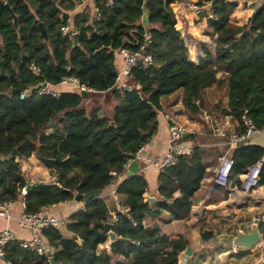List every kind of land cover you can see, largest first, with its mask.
<instances>
[{"label": "trees", "instance_id": "16d2710c", "mask_svg": "<svg viewBox=\"0 0 264 264\" xmlns=\"http://www.w3.org/2000/svg\"><path fill=\"white\" fill-rule=\"evenodd\" d=\"M82 1L0 0V200L21 199L24 212L34 214L70 201L76 194L103 191L116 179L110 172L122 175L129 156L151 140L158 128L162 98L176 92L187 116L197 119L202 92L226 81L228 100L221 114L237 122L238 133L245 131L243 116L264 128V3L247 25L235 26L229 22L235 2L198 0L205 7L199 18L201 33L215 39L216 45L213 50L202 46L203 56L193 61L175 29L172 4L176 0H111V6L109 0H91L99 20L89 5L75 14L73 25L79 34L72 47V40L62 37L60 29ZM6 5L16 16L17 29ZM145 33L150 35L147 52L153 63L134 68L128 81L135 90L121 92L115 85L116 56L121 48L135 50ZM31 65L39 68L38 74L29 69ZM67 76L93 91L83 95L73 88L53 96L32 89L42 81L58 85ZM22 85L31 89L24 98L15 91ZM101 96L103 103L111 97L115 100L109 114H100ZM86 99L91 107L84 104ZM197 137L192 134L185 140L196 143ZM36 151L54 160L57 184L35 187L22 195L25 181L19 159H28ZM199 151L196 145L190 154L179 156L174 166L160 171L152 217L143 198L147 191L143 174L137 172L117 184L115 193L123 197L120 203L128 211L118 215L111 229L126 240L113 242L109 252L100 249L108 240L104 225L110 218L101 197L92 198L69 217L65 227L72 237H64L57 228L46 229L44 240L54 263L112 264L111 256L121 255L130 261L114 264H178L190 245L188 238L183 234L171 238L156 225L157 220L189 219L193 196L206 174ZM230 157L231 185L239 187V176L261 162L258 186H264L263 145L244 141L231 150ZM145 220L151 224L145 225ZM258 229L264 242V221ZM213 237L211 231L200 228L201 242ZM4 261L50 264L17 240L7 244Z\"/></svg>", "mask_w": 264, "mask_h": 264}, {"label": "crops", "instance_id": "0c3cea01", "mask_svg": "<svg viewBox=\"0 0 264 264\" xmlns=\"http://www.w3.org/2000/svg\"><path fill=\"white\" fill-rule=\"evenodd\" d=\"M264 3V0H235L236 7L229 17V22L235 26L247 25L250 17L254 11ZM86 5L92 7L94 11V6L91 0L82 1L78 4L74 11L70 12V18L74 21L75 14L81 12ZM179 9L175 10V14L182 17L187 15L184 9L183 2L180 3ZM143 19L140 20V23ZM202 26L198 25L196 28L190 30L189 38V52L190 58H197L198 55L203 52L202 46H207V41L205 40L204 34L201 33ZM204 42L205 45H204ZM116 68L121 69L123 66V58L121 55L116 56ZM193 60V59H192ZM194 60V61H196ZM218 76H222L221 73ZM225 79L224 76H222ZM51 89L57 94L60 92H68L73 89L67 84L60 83L58 85L51 86ZM228 89L226 81L221 86H212L206 88L201 95L200 104L201 111L204 110L206 113H211L214 117L226 116L222 115V109L226 107L228 95ZM90 101L86 99L85 101ZM84 101V102H85ZM115 100L111 97L109 102L103 103V96L99 99L100 114H109L111 107L114 105ZM92 105V103H91ZM203 108V109H202ZM200 111V112H201ZM168 117L175 119L178 123L183 125L192 134H197L196 143L190 140H185V142H190L195 147L196 145L200 148V156L203 163L205 164L206 174L201 182L200 188L193 196L194 204L191 207V214L187 220H175L170 223H163L157 220V225L161 231L167 234L169 237L174 238L180 234L185 235L190 246L193 249L191 256L186 262L182 261V254L179 256L180 260L184 264H263L264 263V252L261 251V255L256 258L254 257V251L257 248L244 249H233L230 247L219 246L209 242H201L200 240V228L207 229L211 231L214 235L223 236L222 233L216 229H209L212 227L211 223L216 221V217L222 218L223 215L228 214L229 211L236 213L243 206H248V200H255L256 207H261L264 205V195L261 193L264 190V186H260L253 192L246 194L242 190V183L245 180V174H241L239 179L241 180V185L238 187L236 185H231L228 180L226 184L221 183L218 179L215 169L217 167V157L222 152L226 151L227 146L224 141L219 137L214 136V139L207 137L206 132L203 127L205 124L201 121V115L198 114L197 119H190L181 103L179 98V92L169 95L168 97L162 98L161 110L158 113V128L156 133L153 135L151 140L144 146L142 151V156L148 157H160L162 156L170 147L169 142V121ZM226 131L228 133H238L239 126L235 120L230 116H226ZM206 123V122H205ZM207 124V123H206ZM185 139V138H184ZM251 143L259 144L264 146V132L249 139ZM217 151H221L217 155ZM231 150L229 151V155ZM212 154H216L213 156ZM212 155V157H211ZM19 166L24 175L28 176L31 180L34 179H49V170L40 162L35 154H32L28 159H19ZM161 170L157 167L147 164L145 161L139 162L138 172L143 174L147 182V191L144 193V200H148L150 197L155 198L152 210L155 209V204L158 200L157 196V179ZM126 173V172H125ZM123 173L119 177H116L115 181L101 192V198L106 203L109 212L115 208V197H118L119 201L122 200V196H118L115 193L116 186L119 182L126 179V175ZM227 194V198L225 197ZM177 195V193H176ZM75 197V196H74ZM121 202V201H120ZM84 207V202H77L74 198L70 201H65L47 207L49 216L60 220H66L68 223L69 217L76 213L78 210ZM12 218L6 221L0 218V233L4 229H9L14 235L16 240L28 239L30 234L18 226V218L25 213L24 203L20 199L13 202L11 208ZM165 215L167 212L164 213ZM150 217V216H149ZM264 221V220H263ZM145 225L151 224L150 220H145ZM66 225V224H65ZM58 228L64 237H72L73 234L66 229V227ZM259 247V246H258ZM264 247V245L262 246ZM106 248L109 252V247L100 245V249ZM250 251V253L244 252ZM130 258H124L121 255H112L111 262H129ZM50 262V261H49ZM0 264H6L4 260L0 259Z\"/></svg>", "mask_w": 264, "mask_h": 264}, {"label": "built area", "instance_id": "2783aa9c", "mask_svg": "<svg viewBox=\"0 0 264 264\" xmlns=\"http://www.w3.org/2000/svg\"><path fill=\"white\" fill-rule=\"evenodd\" d=\"M227 2H235V0H226ZM109 6H111V0L108 1ZM184 9L187 12V15L181 17L178 14H175L176 24L175 29L181 34L185 43L189 48V42L191 41L189 38L190 30L196 28L200 25V15L205 7L198 5L194 0H187L183 2ZM95 19L99 20L98 9L94 8ZM61 36L72 40L73 35L79 34V28L73 25L72 19L67 18L65 24L61 27ZM205 40L207 41V47L211 50L214 49L216 42L215 39L209 38L205 36ZM150 42V35L144 34V41L141 44H137V48L133 51H130L126 48H121L119 50V54L123 58V66L121 69L117 70L115 85L119 89V91H127L131 92L135 90V87L129 83L128 78L131 75V71L134 68H148L153 63V58L150 53L147 52V46ZM203 56V52H201L198 57ZM194 61V60H193ZM35 74L39 73V68L35 65H31L29 67ZM63 84H67L72 88L90 93L93 90L87 88L85 85L81 84L79 80L74 76L64 77L61 81ZM31 89L25 88L21 94L20 98H24L30 93ZM40 94H51L53 96H57V93L54 92L50 85L47 83L46 87L40 88L37 90ZM198 104V101H197ZM205 113V114H203ZM202 113L204 115V120L209 124L210 129L214 136L222 139L227 146L226 151L219 154L217 157V167L215 169V173L218 177L222 176L220 179L221 183L226 184L228 182V177L230 171L228 168H231L232 160L229 155V151L236 148L242 142L247 141L255 136L264 132V128H258L254 122L246 116H243V126L245 131L243 133H228L226 131V116H209L205 111ZM169 123V149L160 157H148L145 158L142 156V151L144 147H141L138 152L135 154L137 161H145L147 164L157 167L159 170H164L171 166H174L177 163L178 157L181 155H188L192 152L193 144L190 142H185V139L182 138V133L186 132V128L174 122V119L168 117ZM132 159L128 158L122 167V172L125 173L130 169L132 164ZM261 167V162H257L253 167L249 168L248 172L245 174V180L242 183V190L244 192L255 191L258 186V174ZM122 173V174H123ZM110 174L113 177H119L116 171H111ZM22 195L26 194L24 187L20 189ZM115 208L109 212L110 218L109 223L112 225L114 222L118 220V215L125 214L128 209L124 208L118 197H115ZM13 202L10 200H0V218L9 221L12 218L11 208ZM66 220L56 219L54 217L49 216L46 208L39 210L34 214L23 213L18 218V226L19 228L28 231L30 237L28 239L18 240L19 244L24 249H31L37 254L44 256L48 261L50 260V251L47 249L45 240H44V231L49 227L53 228H61L66 224ZM15 235L9 230L4 229L0 233V259L4 260L5 258V249L9 242L15 241ZM235 249V248H233ZM236 250V249H235ZM6 264H10L9 262L4 261Z\"/></svg>", "mask_w": 264, "mask_h": 264}, {"label": "water", "instance_id": "95a60500", "mask_svg": "<svg viewBox=\"0 0 264 264\" xmlns=\"http://www.w3.org/2000/svg\"><path fill=\"white\" fill-rule=\"evenodd\" d=\"M6 6L11 13L13 23L17 29L18 26H17L16 16L12 12L10 7H8V5H6ZM40 28H41L42 35L45 36V38H46V36H47L46 31L43 28L42 23H40ZM77 43H78V35H73L72 41H71L72 47L77 45ZM46 85H47V82L42 81V82L36 84L35 86H33L32 89L34 91H37L40 88L46 87ZM25 88H26V85H22L19 88H16L15 91L22 92ZM83 95H85L84 92H83ZM188 135H191V133L184 132V133H182V138H186ZM15 154H16V151L13 150L12 155H15ZM35 155L40 160V162L49 170L50 178L49 179L31 180L28 176L23 175L24 181H25L24 190L26 193L35 187L53 186V185L57 184V177L54 175V169H53L54 160L51 158L41 157L37 151L35 152ZM129 158H131L133 161H132V164L130 166V169L125 173L126 178L131 177L134 174H136L138 172V168H139V161L136 160L135 154H131L129 156ZM101 192H102L101 190H92V191L88 192L85 196H83L81 194H76L74 197V200H76L77 202L83 201L85 204V203L89 202L94 197H100ZM154 202H155L154 197H150L148 199L147 215L150 217H152L154 215L153 210H152ZM259 221H263V218H259L258 216H255V219L252 223V226H251L249 232L236 231L235 235L231 236V237L218 236L215 233L214 237L210 240V242L212 244H215V245H223V246L235 248V249L253 248V247L259 245L263 241L262 233L258 229V222ZM156 227L159 228L158 225H156ZM104 229L107 232V236H108V240L106 242L107 247H110L111 244L115 241H118V240L125 241L126 240L124 238L118 237L116 235V233L112 231L111 224L109 222L105 223ZM192 252H193L192 247L190 245L187 246L186 249L183 251L182 258H181L182 261L186 262L188 260V258L191 256ZM49 261H50V264H55L52 257H50ZM182 261L180 260V263L184 264Z\"/></svg>", "mask_w": 264, "mask_h": 264}, {"label": "rangeland", "instance_id": "374dc122", "mask_svg": "<svg viewBox=\"0 0 264 264\" xmlns=\"http://www.w3.org/2000/svg\"><path fill=\"white\" fill-rule=\"evenodd\" d=\"M185 1H187V0H181V1L176 0L175 2H173L172 6L175 10H177L181 6L180 3L185 2ZM194 1L198 2V0H194ZM199 1L201 2V0H199ZM192 59L196 60L197 58L196 59L192 58ZM84 104H86V106H88V107H91V101L87 100V101H85ZM203 112H204V110H202L199 114L201 115V121L204 122L205 121L204 115H202ZM211 113H207V114L211 117L214 116ZM203 114H205V113H203ZM174 122L178 123L175 119H174ZM205 122H204L205 127H203V129L206 132L207 137L210 139H214L215 137H214V135L210 129L209 124L208 123L206 124ZM220 152L221 151H217V155ZM212 155L215 156L216 154H212ZM212 155H211V157H212ZM249 192H253V191H249ZM249 192H247L246 194H248ZM254 203H255V200H248V206H246V207L243 206L236 213H232L231 211H229L228 214L223 215L222 218L216 217L217 218L216 221L211 223L212 227H209V229L210 228L216 229L217 231L222 233V235L225 237L234 236L236 231L249 232L250 228L252 226V223L255 219V216H258L259 218H263V220H264V205L261 207H256V205ZM259 222H258V224H259ZM263 245H264L263 241L259 245H257V248L254 251L255 252L254 257L258 258L261 255V251L264 252V247H262ZM219 246L223 247V245H219ZM225 247L226 246H224L223 249H225ZM244 250H247V249H244ZM244 252L250 253V251H244Z\"/></svg>", "mask_w": 264, "mask_h": 264}, {"label": "bare ground", "instance_id": "6f19581e", "mask_svg": "<svg viewBox=\"0 0 264 264\" xmlns=\"http://www.w3.org/2000/svg\"><path fill=\"white\" fill-rule=\"evenodd\" d=\"M261 193L264 195V190H262Z\"/></svg>", "mask_w": 264, "mask_h": 264}, {"label": "clouds", "instance_id": "9594fccd", "mask_svg": "<svg viewBox=\"0 0 264 264\" xmlns=\"http://www.w3.org/2000/svg\"><path fill=\"white\" fill-rule=\"evenodd\" d=\"M231 168H228V171H230Z\"/></svg>", "mask_w": 264, "mask_h": 264}]
</instances>
